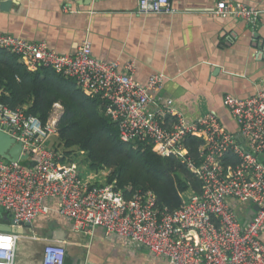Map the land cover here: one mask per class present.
<instances>
[{
  "label": "built area",
  "instance_id": "built-area-1",
  "mask_svg": "<svg viewBox=\"0 0 264 264\" xmlns=\"http://www.w3.org/2000/svg\"><path fill=\"white\" fill-rule=\"evenodd\" d=\"M170 1L138 0L137 9L168 13ZM213 13L255 28L262 10L239 0H218ZM0 48L19 55L32 71L51 66L75 78L85 93L100 96L121 140L151 142L161 155L179 157L202 184L199 193H183L182 206L174 211L160 209L151 191L126 200L112 184L98 186L84 179L75 163L58 164L69 163L61 161V150L48 144L56 136V119L49 117L42 124L23 108L11 109L0 101V130L21 142L27 156L17 162L0 157V208L9 218L3 224L11 228L0 230V264H15L19 230L26 223L53 212L77 230L101 227L106 237H116L132 249L144 247L170 264H245L238 259L240 254L255 248L254 240L261 243L264 229V161L260 160L264 158V86L247 97L227 93L222 98L237 127L233 133L214 110L187 117L173 107L159 94L166 78L163 73L139 82L133 61L121 66L115 60L97 59L88 39L72 53H59L43 40L0 33ZM188 135L203 141L198 164L183 144ZM227 153L238 157L235 167L222 164ZM240 203L257 206L246 223L237 209ZM259 248L264 264V246ZM64 260V244L48 241L38 264H64Z\"/></svg>",
  "mask_w": 264,
  "mask_h": 264
},
{
  "label": "crops",
  "instance_id": "crops-1",
  "mask_svg": "<svg viewBox=\"0 0 264 264\" xmlns=\"http://www.w3.org/2000/svg\"><path fill=\"white\" fill-rule=\"evenodd\" d=\"M217 1L171 0L168 13H140L138 0H13L0 9V33L43 40L59 53H72L88 39L97 59L121 66L133 61L139 82L163 73L159 94L187 117L214 110L235 133L222 98L227 93L246 97L264 85V0H239L262 10L255 28L240 19L217 17ZM57 109L61 112L60 104ZM249 205L237 206L244 220ZM19 233L15 264H38L48 241L64 244V264H170L144 247L132 249L106 237L101 227L77 230L54 212ZM261 237L264 243V230Z\"/></svg>",
  "mask_w": 264,
  "mask_h": 264
},
{
  "label": "trees",
  "instance_id": "trees-1",
  "mask_svg": "<svg viewBox=\"0 0 264 264\" xmlns=\"http://www.w3.org/2000/svg\"><path fill=\"white\" fill-rule=\"evenodd\" d=\"M0 100L11 109L23 108L42 124L54 105L60 104L54 146L63 152L61 161L76 160L78 168L83 165L94 173L107 171L102 182L93 183L112 184L126 200L135 193L151 191L160 209L174 211L182 206L183 193L201 191L199 178L179 157L161 155L151 142L121 140L99 95L85 93L75 78L51 66L29 70L19 55L6 48H0ZM169 119L167 116L166 121ZM183 144L198 164L202 139L188 135ZM221 162L225 168L235 167L239 159L227 153Z\"/></svg>",
  "mask_w": 264,
  "mask_h": 264
},
{
  "label": "rangeland",
  "instance_id": "rangeland-1",
  "mask_svg": "<svg viewBox=\"0 0 264 264\" xmlns=\"http://www.w3.org/2000/svg\"><path fill=\"white\" fill-rule=\"evenodd\" d=\"M2 33H6V32H2ZM7 34H11V33H7ZM11 35H15V34H11ZM15 36H20V35H15ZM20 37H22V36H20ZM22 38H24V37H22ZM24 39H26V38H24ZM27 40H29V39H27ZM27 66V65H26ZM28 67V66H27ZM30 70V69H29ZM262 86H264V85H262ZM256 91V90H255ZM254 91V92H255ZM230 94V93H229ZM251 95V94H250ZM249 96V95H248ZM223 97H224V95H223ZM247 97V96H246ZM1 101V100H0ZM3 103V102H2ZM3 104H5V103H3ZM59 106V104L58 103H56L55 105H54V107H53V110H52V112H51V114H50V116L49 117H53V119H56V122H57V119H58V117H59V115H60V111H58V109H57V107ZM48 117V118H49ZM56 125V124H55ZM55 141V138H54V136H51V140H49L48 142V144H50V143H52V145H53V147H55L54 145L56 144V142H54ZM19 142V141H18ZM58 146H56L55 147V150H56V148H57ZM57 149H59V150H61V148H57ZM62 151V150H61ZM83 156L82 155H79V158H82ZM67 161V163H69V164H62V163H60L59 161H57L58 162V164L59 165H70L71 163H75L77 166H78V164H77V161L76 160H71V161H68V160H66ZM104 171V170H103ZM79 172H80V174H81V176L82 177H84V179H86L88 176H89V178H87V179H90V180H87V181H89V182H94V181H103L104 180V177L102 176V174L101 173H103L105 176H106V174H107V171L106 172H102V171H100L99 173H94V172H91V171H89L88 170V168L87 167H85V166H83V167H81V168H79ZM91 180H93V181H91ZM252 206V205H251ZM256 211V210H255ZM248 215V214H247ZM2 219H3V215H0V221H2ZM263 230L264 229H262L261 230V232H260V235H259V240L261 241V243L258 241V240H254V246H255V248H253L250 252H242L241 254H240V257L238 258V259H242V260H244L243 262L245 263V264H262V258H263V254H262V252H261V250H260V248H259V245H263L264 246V243L262 242V240H261V236H262V232H263ZM18 243H20V241L18 242ZM25 243H24V241H22L21 242V245H24ZM22 247V246H21Z\"/></svg>",
  "mask_w": 264,
  "mask_h": 264
},
{
  "label": "water",
  "instance_id": "water-1",
  "mask_svg": "<svg viewBox=\"0 0 264 264\" xmlns=\"http://www.w3.org/2000/svg\"><path fill=\"white\" fill-rule=\"evenodd\" d=\"M13 3V0H0V9L5 10L8 6ZM0 157L8 161L17 162L18 160L26 159V154H22V145L21 142L15 141L13 137L9 134L0 130ZM31 164H34L32 162ZM257 209L256 205L251 206V210L247 218L244 220V223L250 218V216ZM3 219L9 221L7 215L3 216ZM25 226L31 227L30 223H26ZM0 230L9 231L11 228L8 225H1ZM20 231V230H19ZM23 231V229H22Z\"/></svg>",
  "mask_w": 264,
  "mask_h": 264
},
{
  "label": "bare ground",
  "instance_id": "bare-ground-1",
  "mask_svg": "<svg viewBox=\"0 0 264 264\" xmlns=\"http://www.w3.org/2000/svg\"><path fill=\"white\" fill-rule=\"evenodd\" d=\"M21 237V236H20ZM20 237H19V240H20Z\"/></svg>",
  "mask_w": 264,
  "mask_h": 264
}]
</instances>
